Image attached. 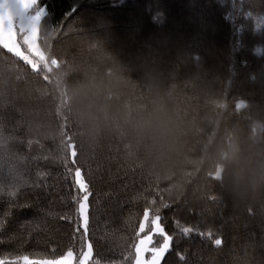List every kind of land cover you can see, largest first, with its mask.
Returning <instances> with one entry per match:
<instances>
[{
	"label": "trees",
	"instance_id": "1",
	"mask_svg": "<svg viewBox=\"0 0 264 264\" xmlns=\"http://www.w3.org/2000/svg\"><path fill=\"white\" fill-rule=\"evenodd\" d=\"M36 9L38 68L0 44V163L27 181L0 203V259L69 247L79 259L61 146L71 136L92 193L87 264H135L151 233L149 222L140 231L144 212L156 207L173 237L160 264H264L260 205L234 203L214 167L235 133L264 135V0H36ZM85 85L99 109L92 128L71 98ZM157 115L175 144L154 156L144 133Z\"/></svg>",
	"mask_w": 264,
	"mask_h": 264
},
{
	"label": "clouds",
	"instance_id": "2",
	"mask_svg": "<svg viewBox=\"0 0 264 264\" xmlns=\"http://www.w3.org/2000/svg\"><path fill=\"white\" fill-rule=\"evenodd\" d=\"M71 98L80 121L86 127H94L99 109L92 89L87 85L74 89ZM144 136L150 155H163L175 144V131L163 115L152 118ZM214 167L220 173V184L234 203L245 208L259 204L264 215V135L235 133L231 143L217 148Z\"/></svg>",
	"mask_w": 264,
	"mask_h": 264
},
{
	"label": "snow or ice",
	"instance_id": "3",
	"mask_svg": "<svg viewBox=\"0 0 264 264\" xmlns=\"http://www.w3.org/2000/svg\"><path fill=\"white\" fill-rule=\"evenodd\" d=\"M3 145H0L2 147ZM61 146L66 155L62 157L63 163L66 168V175L71 180V185L75 190V195L72 196V202L76 205L75 209V220L77 222V227L73 233V239H77V234H79V249L78 255L80 257L78 264H86V261L92 257V244L88 241V231H89V197L92 195L89 182L85 179V175L81 168L76 165L77 150L75 143L71 136H67L65 140L61 142ZM71 164L73 167H69ZM27 181L22 179L21 174L15 171V169L6 167L0 163V203L4 202L5 195L10 199L17 197L21 189ZM157 195L161 196V203L163 207H169V204L164 201L163 196L160 194L159 189L156 190ZM151 204L155 205L156 200L153 199ZM155 215L152 218L153 229L152 231L158 232L163 236V242L159 247H154L151 249L152 256L151 260L147 264H160L161 260L164 258L165 253L170 250V245L173 237L164 233L163 227L160 224L162 219L160 213V208L156 207L154 209ZM48 215H51L49 213ZM149 218V211L146 209L144 212V221ZM61 219H67L70 223L73 222V217L65 215ZM4 220L0 219V230L4 228ZM145 223H140V231H144ZM83 232H80V229ZM192 232L191 228L185 227L182 229V235L187 236ZM141 243H145L141 241ZM147 243H151V237L148 238ZM216 246H220L222 241L217 238L214 241ZM86 248V251L84 250ZM149 249L145 247L143 251H148ZM37 256H42L43 258H30L29 255H23L15 257L12 260L0 259V264H73L75 260L73 248L69 247L63 254H58L56 249L53 248L51 253L48 254H36ZM183 259V257H181ZM94 264H100L99 260L94 261ZM135 264H145L142 256V250L137 247V256Z\"/></svg>",
	"mask_w": 264,
	"mask_h": 264
},
{
	"label": "rangeland",
	"instance_id": "4",
	"mask_svg": "<svg viewBox=\"0 0 264 264\" xmlns=\"http://www.w3.org/2000/svg\"><path fill=\"white\" fill-rule=\"evenodd\" d=\"M35 3L36 0H0V44L26 59L34 68H38L40 59L44 58V53L38 43L44 12L43 10H33ZM152 218L153 216L149 215L148 220L143 221L145 225L150 223L151 233L143 237L138 245L142 250L145 264L151 260V249L159 247L163 242V236L152 231ZM149 237H151V243H147ZM141 241L145 243L142 244ZM145 247L149 250L143 251ZM74 256L73 264H77L80 257L77 260L75 253ZM89 260L86 261V264Z\"/></svg>",
	"mask_w": 264,
	"mask_h": 264
}]
</instances>
